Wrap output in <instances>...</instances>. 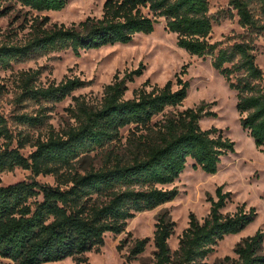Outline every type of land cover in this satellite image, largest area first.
I'll list each match as a JSON object with an SVG mask.
<instances>
[{
  "label": "trees",
  "instance_id": "16d2710c",
  "mask_svg": "<svg viewBox=\"0 0 264 264\" xmlns=\"http://www.w3.org/2000/svg\"><path fill=\"white\" fill-rule=\"evenodd\" d=\"M15 1L37 11L59 10L68 2ZM229 5L246 30L242 40L231 45L221 46V41L209 39L213 19L209 0H105L101 17H87L78 24L47 27V18L35 21L26 41L0 44V67L7 68L38 52L71 48L79 53L127 43L137 33H151L163 18L167 29L176 33L179 47L190 54L213 56L212 65L237 90L242 127L256 147L264 150V70L256 62L254 44L264 33V0H229ZM141 70L122 78L116 74L97 105L77 98L75 106L69 108L74 123L59 130L52 128L43 137L32 138L21 132L15 135L0 114V138L4 139L0 172L22 167L33 175L51 174L57 182L48 185L32 179L0 184V257L15 264H41L67 257L75 264L87 263L85 253L99 251L107 232H122L136 212L176 197L178 189L164 185L179 177L189 158L194 160V167L213 174L222 155L234 150L235 142L219 128L201 127L200 119L214 114L205 103L170 114L157 125L152 123L166 107L183 102L189 81L176 74V81L170 79L150 90L137 88L133 97L126 98V82ZM233 73H237L236 82L231 81ZM35 79L34 73L23 74L21 99L60 101L85 84L79 77L48 85H38ZM16 118L30 126L45 122L41 111L35 115L21 113ZM127 125H133L136 132L123 153L108 148L101 166L84 171L74 167L82 154L114 145L121 128ZM26 145L34 147L28 155L21 152ZM216 195V199L209 198L210 210L202 219L190 213L174 250L168 240L176 223L165 213L158 216L153 264H209L208 255L225 235L240 232L255 219L256 209H246L245 203L234 212L223 211L232 195L223 186L216 189ZM149 240L135 238L126 259H137ZM234 252L237 258L231 264H264V231L258 229L240 239Z\"/></svg>",
  "mask_w": 264,
  "mask_h": 264
},
{
  "label": "rangeland",
  "instance_id": "374dc122",
  "mask_svg": "<svg viewBox=\"0 0 264 264\" xmlns=\"http://www.w3.org/2000/svg\"><path fill=\"white\" fill-rule=\"evenodd\" d=\"M104 1L68 0L62 9L43 11L31 9L15 0L1 1L0 44L26 41L32 30L31 24L43 22L45 18L48 20L45 26L50 27L54 24L71 26L87 17H101ZM209 12L213 16L210 41H221V46H226L242 40L246 30L239 24L237 12L229 5V0H209ZM254 44L256 62L264 70V33L257 36ZM212 58L211 54L198 56L179 47L176 33L169 31L165 20L161 18L151 33H137L127 43L108 44L79 53L71 48L38 52L12 62L7 68L0 67V114L5 117L9 129L15 135L21 132L32 138L43 137L52 128L59 130L74 123L69 108L75 106L77 98L97 105L102 100L105 86L116 74L122 78L141 68L140 74H134L133 80L126 82V98L133 97L137 88L150 90L154 86L164 85L170 79L176 81V74L189 81L188 93L183 102L166 107L153 117L152 123L157 125L170 114L205 103L207 110L214 114L203 116L199 121L201 127L207 129L215 126L235 142L234 150L222 155L216 173H206L201 167H194V160L189 158L179 177L164 185L167 188L176 187V197L153 209L136 212L128 219L122 232H107L104 245L99 251H87V263L83 264H153V234L158 216L165 213L176 223L168 240L174 250L178 247L179 235L188 225L190 213L199 219L206 216L211 206L209 198H217L216 189L219 186H223L224 191L232 192L231 199L223 208L224 212H234L238 205L245 203L246 209L254 207L257 215L240 232L225 235L208 255L207 262L231 264L237 258L234 252L236 243L258 229L264 231V150L256 147L248 130L242 127L241 115L236 106L237 90L231 88L226 78L212 65ZM184 65L185 72L182 71ZM24 73H34L38 85L59 83L68 77H79L85 84L60 101L23 100L19 95ZM236 80L237 73H233L231 81ZM41 106L43 108L40 109ZM40 111L45 114V122L38 126L23 125L16 118L21 113L35 115ZM134 132L133 125L121 128V136L113 141L114 145L82 154L76 159L74 167L84 171L101 166L106 150L112 148L119 154L123 153ZM3 144L4 139L0 138V148ZM33 148L26 145L21 148V152L28 155ZM32 179L43 184H57L51 174L33 175L29 169L22 167L0 172L2 185ZM142 237L150 238L145 250L137 259L128 261L126 255L129 247L135 238ZM0 264L15 263L9 258L0 257ZM41 264H75V260L67 257Z\"/></svg>",
  "mask_w": 264,
  "mask_h": 264
}]
</instances>
